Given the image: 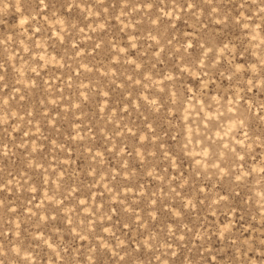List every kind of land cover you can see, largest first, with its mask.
I'll return each mask as SVG.
<instances>
[{
  "label": "rangeland",
  "instance_id": "1",
  "mask_svg": "<svg viewBox=\"0 0 264 264\" xmlns=\"http://www.w3.org/2000/svg\"><path fill=\"white\" fill-rule=\"evenodd\" d=\"M0 264H264V0H0Z\"/></svg>",
  "mask_w": 264,
  "mask_h": 264
}]
</instances>
